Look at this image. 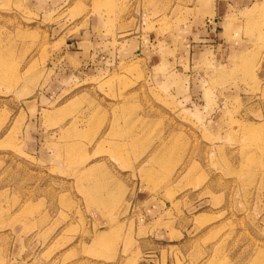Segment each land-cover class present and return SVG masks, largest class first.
I'll use <instances>...</instances> for the list:
<instances>
[{"label":"rangeland","instance_id":"rangeland-1","mask_svg":"<svg viewBox=\"0 0 264 264\" xmlns=\"http://www.w3.org/2000/svg\"><path fill=\"white\" fill-rule=\"evenodd\" d=\"M141 3L0 0V264H264V0L199 44L201 0ZM145 12L141 56L62 58Z\"/></svg>","mask_w":264,"mask_h":264},{"label":"crops","instance_id":"crops-1","mask_svg":"<svg viewBox=\"0 0 264 264\" xmlns=\"http://www.w3.org/2000/svg\"><path fill=\"white\" fill-rule=\"evenodd\" d=\"M41 1L44 4V7L48 8L49 5L54 4L55 0H48V1L41 0ZM57 1L59 0H56V3ZM158 1L159 0H142V3H141L142 5L139 9H155L154 5ZM201 1H202V5L200 6L199 9H200L202 17L199 19H196L195 21L193 20L191 22V26L192 24H195V23L198 24L199 21L203 22V20L209 16L210 19L207 20L210 23L208 25V28L206 26L202 29L211 31V30H215V26H213V28H209V26L212 25L213 22H214L213 24L215 25L219 24V19H215V17L218 18V14L220 15L222 13V9H240L239 7L240 3H242L245 6L251 3L252 0H215V1L201 0ZM149 16L150 15L145 12L144 16L141 19L140 18L137 19L136 29L140 31V34L138 36H135V38L137 39L136 41L133 39L123 40V38H121L120 36H117V38H114L111 35H105V34H104V37L98 36L92 40L91 39L83 40V41L77 40V41L70 42L66 48L65 47L62 48V58H68L69 60H73V61H77V59L81 61L88 60L89 65L91 66V68H94V69L92 70L91 68H88V70H84L85 73L89 74V73L94 72L95 74H98L100 73V71H98L97 69L99 68V66H101L97 64L98 61L102 63V65L105 64L106 66H111L114 64H118V63L130 60L132 56L135 55L136 53L141 56L144 46L147 44H150L148 39L151 40L152 37H153V40L151 41H155V39H157L154 33L148 32L149 31L148 27L151 24V20H149L150 18ZM131 19H128L125 21L126 29L129 28L128 24H130ZM118 30H120V28ZM197 32L198 31H194V33L190 34L189 38L192 39V41L190 40L191 43L199 44L200 41L202 42V39L203 41L208 42L210 39L207 40V37L215 38V33H213L212 31L209 33L207 32L203 33V31L201 32L199 31L198 33ZM125 34L126 33L122 31L121 36L122 35L125 36ZM212 42L215 44V40H212ZM159 45L163 50L169 51V50H172L173 42L171 43V40L166 39V41H163V42L160 41ZM149 51L150 53H152L153 56L157 57V59L161 57V59L164 61L169 60V58L164 57L160 53H154L152 52L151 49ZM162 56L164 58H162ZM145 198L146 197L143 195H140V197H138L139 201H141L142 203L146 201ZM144 264H158V263H156L155 260H150L149 262L144 263Z\"/></svg>","mask_w":264,"mask_h":264}]
</instances>
